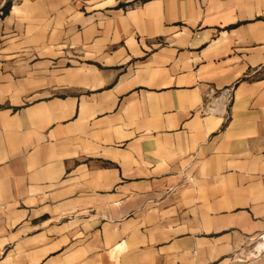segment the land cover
<instances>
[{"label":"crops","instance_id":"obj_1","mask_svg":"<svg viewBox=\"0 0 264 264\" xmlns=\"http://www.w3.org/2000/svg\"><path fill=\"white\" fill-rule=\"evenodd\" d=\"M263 230L264 0L0 17V264H264Z\"/></svg>","mask_w":264,"mask_h":264},{"label":"built area","instance_id":"obj_2","mask_svg":"<svg viewBox=\"0 0 264 264\" xmlns=\"http://www.w3.org/2000/svg\"><path fill=\"white\" fill-rule=\"evenodd\" d=\"M130 8V5L127 7ZM4 13L1 11V14ZM209 104L205 109L206 113H223L228 116L230 106L234 98V87H227L220 91L211 89L208 93ZM245 243L251 246L250 253L248 256L239 255L236 257L238 260H247L250 262H255L260 259L264 253V230L252 238L246 239Z\"/></svg>","mask_w":264,"mask_h":264},{"label":"rangeland","instance_id":"obj_3","mask_svg":"<svg viewBox=\"0 0 264 264\" xmlns=\"http://www.w3.org/2000/svg\"><path fill=\"white\" fill-rule=\"evenodd\" d=\"M19 1L20 0H0V17H3L6 15L4 7H5V5H7L8 2H10L12 5V4L17 3ZM10 8H11V6H10ZM3 10H4V13L1 14V11L3 12Z\"/></svg>","mask_w":264,"mask_h":264},{"label":"trees","instance_id":"obj_4","mask_svg":"<svg viewBox=\"0 0 264 264\" xmlns=\"http://www.w3.org/2000/svg\"><path fill=\"white\" fill-rule=\"evenodd\" d=\"M10 6H11V3L10 2H8L7 5H5L4 10H5V13L6 14L8 13V11L10 9Z\"/></svg>","mask_w":264,"mask_h":264}]
</instances>
